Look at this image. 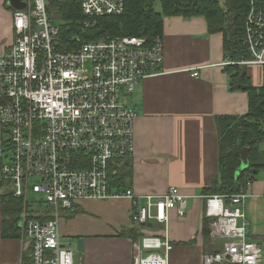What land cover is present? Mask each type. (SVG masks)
Instances as JSON below:
<instances>
[{
  "label": "built area",
  "instance_id": "obj_1",
  "mask_svg": "<svg viewBox=\"0 0 264 264\" xmlns=\"http://www.w3.org/2000/svg\"><path fill=\"white\" fill-rule=\"evenodd\" d=\"M27 3L13 13V45L0 50V183L23 201L20 238L32 248V264H82L62 245V221L83 202L108 199L131 200L133 224L166 229L163 238L147 236L133 245V264H170V213L185 217L188 197L177 187L160 196L111 189L115 166L135 151L137 115L122 96L165 73L163 39L148 44L117 36L63 51L47 0ZM125 9L126 0H81L90 24L122 16ZM245 30L250 59L227 64L264 66V10L253 1ZM252 184L235 195L205 197V218L218 247L204 256V264L262 263L263 250L249 239L245 213ZM30 191L42 199L33 211Z\"/></svg>",
  "mask_w": 264,
  "mask_h": 264
},
{
  "label": "crops",
  "instance_id": "obj_2",
  "mask_svg": "<svg viewBox=\"0 0 264 264\" xmlns=\"http://www.w3.org/2000/svg\"><path fill=\"white\" fill-rule=\"evenodd\" d=\"M3 4L0 0V50L11 47L15 39L14 11ZM163 43L165 73L141 81L131 95L122 96L123 104L137 115L131 178L122 188L138 196H160L179 188L188 197L187 215L170 213V264H204V256L217 249L210 235L203 236L205 197L209 196L204 190L219 170L217 118L247 115L248 95L231 91L223 34L210 33L203 17L165 18ZM196 70L199 78L192 77ZM245 71L254 87L264 86V66H245ZM8 193L13 194V188L4 185L0 196ZM80 205L84 212L73 220V214L64 217L61 231L84 239L83 254L76 258L82 264H133L135 243L141 244L143 237L166 235L162 224H133L134 204L129 199ZM245 213L249 239L261 246L264 264V173L252 184ZM3 221L0 198V264H32V248L20 238V226L18 238H5ZM133 227H142V238L120 237Z\"/></svg>",
  "mask_w": 264,
  "mask_h": 264
},
{
  "label": "trees",
  "instance_id": "obj_3",
  "mask_svg": "<svg viewBox=\"0 0 264 264\" xmlns=\"http://www.w3.org/2000/svg\"><path fill=\"white\" fill-rule=\"evenodd\" d=\"M253 5L264 10V0H126L125 13L118 17H102L91 24L81 10V0H56L48 3L56 6L57 17L65 21L59 26V46L63 51H73L88 41L109 37L131 36L145 39L148 44L164 36V20L167 17L186 19L203 17L212 34L222 33L227 58L238 63L250 59L246 45L245 26L248 12ZM160 5V10L157 7ZM52 20V17H50ZM53 21V20H52ZM231 91L248 95L249 112L245 116H223L217 118L219 139V170L211 186L204 190L209 196H231L238 194L248 182L254 183L257 175L264 173V86L254 87L245 66L231 64L226 67ZM250 148L249 169L239 178L241 155ZM111 173V189L122 188L131 178V160L124 161ZM257 172V174H255ZM4 184L0 183V190ZM4 205L3 231L5 238L19 237V215L23 201L12 193L0 196ZM209 219H203V236L210 235ZM141 228L123 230L120 237L137 241L142 238Z\"/></svg>",
  "mask_w": 264,
  "mask_h": 264
},
{
  "label": "rangeland",
  "instance_id": "obj_4",
  "mask_svg": "<svg viewBox=\"0 0 264 264\" xmlns=\"http://www.w3.org/2000/svg\"><path fill=\"white\" fill-rule=\"evenodd\" d=\"M47 1H48V3H51V2L53 3L56 0H47ZM3 7L8 8V9H12L8 5L7 0H4ZM157 10H160V5L157 7ZM13 11L15 12L16 10H13ZM49 11H50V13H52V15L50 17H52V20L54 21V23L57 26H64L65 25V21L63 19L57 17V15H55L56 14V6H50ZM260 174H263V172ZM41 201H42V199L39 195H34L31 191L29 192L28 207H29L30 211L38 209L40 207ZM81 212H84V208L82 205H78L76 211L71 213V214H73V216L70 218V220L75 219L78 216V214H80ZM19 217H20V215H19ZM65 234H66L65 232L62 233V239H61L62 245L66 249H71L73 251V253L75 254V259H76V258H78L79 255L83 254V251L80 252L78 250L79 239L76 237H73L70 234H67V235H65Z\"/></svg>",
  "mask_w": 264,
  "mask_h": 264
},
{
  "label": "water",
  "instance_id": "obj_5",
  "mask_svg": "<svg viewBox=\"0 0 264 264\" xmlns=\"http://www.w3.org/2000/svg\"><path fill=\"white\" fill-rule=\"evenodd\" d=\"M8 5L16 11L25 10L28 6L27 0H7ZM250 148L244 149L241 155V167L237 170L236 178H239L245 171L249 169ZM257 174V172H255ZM78 250H84V239H79Z\"/></svg>",
  "mask_w": 264,
  "mask_h": 264
}]
</instances>
